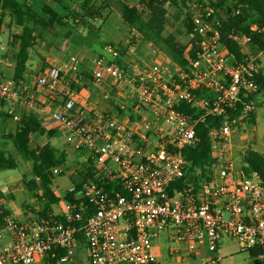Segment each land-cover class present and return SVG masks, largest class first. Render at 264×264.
Listing matches in <instances>:
<instances>
[{"label":"built area","instance_id":"2783aa9c","mask_svg":"<svg viewBox=\"0 0 264 264\" xmlns=\"http://www.w3.org/2000/svg\"><path fill=\"white\" fill-rule=\"evenodd\" d=\"M187 7L196 57L184 68L158 49L148 62L141 61L134 52L138 42L125 54L127 71L101 55L86 64L84 71L94 83L132 86L134 120L107 111L88 117L70 86L78 81L83 62L76 55L35 78L36 90L49 101L59 97L51 119L68 143L90 151L95 171L79 189H67L73 200L65 201L57 215L37 212L19 220L0 208V264L45 262L57 251L63 252V261L80 247L87 264H160L152 246L161 237L170 259L201 258L204 249L206 264L219 263L224 239L241 252L264 249V185L256 173L243 170L234 143L255 110L253 103H243L257 88V59L244 52L251 38L228 33L240 48L236 60L221 42L209 2L193 0ZM105 49L112 59L120 58L111 46ZM12 87L10 81L0 85V105L11 97ZM37 93L21 83L23 106L37 109ZM240 103L241 113L230 116L228 111ZM208 116L220 119L208 131L211 163L203 177L196 170L177 189L174 184L187 170L181 151L197 141V125ZM61 173L53 169V175ZM108 183L122 193L113 187L105 191L102 186ZM256 258L264 263V253Z\"/></svg>","mask_w":264,"mask_h":264},{"label":"rangeland","instance_id":"374dc122","mask_svg":"<svg viewBox=\"0 0 264 264\" xmlns=\"http://www.w3.org/2000/svg\"><path fill=\"white\" fill-rule=\"evenodd\" d=\"M19 1L29 4L44 20L48 19V16L42 12V7L47 5L57 14L62 22L61 24L55 23L46 30H37V32H40V36L37 38L32 50H30V57L27 62L26 81L28 86H32L35 78L41 73V66L46 70L53 68L49 63H46L47 59L50 60L52 65L56 64L58 66V63L63 62L71 52H79L86 61H89V58L99 54L107 58L110 54L105 50V47L109 45L121 54L118 60L119 64L115 60H113V63L126 71L128 68L125 64V54L135 42H138V44L135 46L134 52L141 61L148 62L154 56L153 51L155 49H158L163 55H166L157 45L142 41L135 35L136 32L122 21L119 15L116 6L117 1L137 8L140 0H91L88 7L93 4L97 10L91 16H88L85 11L81 10L80 6L85 0H59L58 3H54L52 0ZM180 1L177 7L168 4L165 5L168 23L163 32V36L173 35L180 44L185 46L186 52L192 47V41H190L191 38L188 35V28H186L185 22H187V6L193 0H184L183 4ZM229 3L230 1L226 0L223 10L228 7ZM223 10H219V12L224 14ZM73 15L76 16V19H73ZM142 18L146 19V15L142 14ZM1 21L4 24L2 46L0 48V85L12 80L13 60L16 53L15 37L21 30L17 29L13 21L8 22L6 14L1 11L0 0V23ZM187 25H189V21ZM244 52L256 57L259 69L264 68V57H262V54L256 47L249 45L244 49ZM95 84L89 82L84 83L78 93L86 97L89 95L88 98L93 99L92 102L98 108L114 112L119 111V116L129 118L130 120L138 117L132 110L133 99L131 96L133 88L131 85L120 89H112L109 87L107 89L105 83L100 82ZM11 94L12 97L10 99H5L1 103L0 115H3L1 112L2 109L8 110L12 108L20 116L23 112H26L25 107L20 103L21 84L18 87L13 86ZM104 94L107 97H104ZM35 95L38 99L39 92ZM253 105L254 111H258L260 117H258L257 121H254V124L250 120H247L245 129L240 133V137H242L239 138L238 136L234 141L236 146H240L239 149L241 150L253 148L254 150L264 152V148L260 147V138L264 135V92L255 95ZM121 106H123V109H121ZM2 117L0 116V151L6 152L14 159L17 170L14 172H0V179H2L0 192L4 194L3 186L15 191L13 197L22 203V207H24L22 208L23 212L30 215L26 203L27 199L24 185L32 178L31 163L21 160L11 141L3 138L6 132L14 129L16 122L6 119L4 115ZM46 140L56 150L57 154H61L62 152L65 156L64 165L60 166L63 169L62 175H53L51 181L52 190L62 199L65 195L64 187L71 182L70 179H78L79 177L77 176L79 173L87 172L88 169L94 170V167L92 161L88 162L84 152L72 149L64 144L62 139L58 141L44 137L39 142L44 143ZM88 179L89 177L86 178V181ZM31 205L33 204L31 203ZM35 214H31V216ZM224 240L227 241L221 242L219 245L218 255L220 261L218 264H255V261L249 257V253L241 252L235 242L229 239ZM159 241L160 253L162 254L160 256V263L162 264H206L205 260L208 257L206 253L202 258H192L186 261L170 259L166 257V244L164 239L161 237ZM33 264L49 263L36 260ZM56 264H87L86 251L80 247L68 259L59 261Z\"/></svg>","mask_w":264,"mask_h":264},{"label":"trees","instance_id":"16d2710c","mask_svg":"<svg viewBox=\"0 0 264 264\" xmlns=\"http://www.w3.org/2000/svg\"><path fill=\"white\" fill-rule=\"evenodd\" d=\"M58 3L59 0H52ZM91 0H85L81 4V10L85 11L88 16L97 12L96 7L91 4ZM180 0H140L138 7H131L123 2H116V6L122 21L130 28L135 30L137 36L146 43L157 45L166 54L170 61L177 66L184 68L187 60H194L196 57V48L192 47L185 52V46L180 44L173 35L163 36V32L168 23L167 11L165 5L177 7ZM201 2L202 0H195ZM215 12L219 22L221 42L227 51L234 56L236 60L241 58L239 46L228 39L230 31L240 32L250 36L252 46L264 57V0H229L228 7L223 10L226 0H207ZM182 4L184 0L180 1ZM88 7V8H87ZM1 9L7 11L14 23L21 29L15 37L18 43V49L14 55L12 82L14 87H18L23 81V75L26 71V62L28 60L29 50L36 44L40 32L37 30H46L55 23L61 24V19L47 5L42 7V12L48 16V19H42L39 14L29 5L21 3L19 0H1ZM219 10H223L224 14ZM238 11V13H236ZM146 15V19L142 18ZM76 16L73 15V19ZM187 22L189 15L187 13ZM185 22L189 31V25ZM192 41V40H190ZM193 43V41H192ZM41 68L40 72H45ZM257 84L256 90L243 100L253 103L255 95L264 92V68L258 69L255 75ZM73 86V85H71ZM72 88V87H71ZM243 103L237 104L235 109H230V116H238L243 108ZM180 110L191 113L186 106H181ZM2 115V114H1ZM4 115V114H3ZM6 119L12 116L4 115ZM219 118L206 117L203 122L197 125V141L182 149V155L187 163L185 177L174 184L173 187L180 189L183 182L190 179L194 171L199 170L200 176L205 175V167L211 163L210 159V140L208 131L211 127L219 124ZM250 122L253 124V114ZM51 136V132L46 131L40 124L37 116L32 112H23L16 121L12 132L4 136L10 140L20 158L25 162L31 163V173L33 178L26 183L28 191L31 193L36 203L41 205L40 215L53 214L52 206L56 205L61 199L55 195L51 189L53 169L64 165L65 156L57 154L49 145L30 146L31 136ZM264 144V137H262ZM91 162V161H88ZM243 170L245 172H254L260 178L264 185V154L252 149H246L242 155ZM15 164L10 156L5 157L0 154V171L14 170ZM79 173L78 179H70L76 189H79L85 182L86 178L92 179L93 170ZM107 192L113 187L114 192L122 193L119 186H113L110 183L102 186ZM40 190V195L36 191ZM171 190V189H170ZM64 201H72V195L66 193ZM4 213H6L3 210ZM57 218V216H56ZM249 257L254 258L264 253V249L256 247L250 250ZM63 256L62 251H57L55 258L45 260V263L56 264Z\"/></svg>","mask_w":264,"mask_h":264},{"label":"crops","instance_id":"0c3cea01","mask_svg":"<svg viewBox=\"0 0 264 264\" xmlns=\"http://www.w3.org/2000/svg\"><path fill=\"white\" fill-rule=\"evenodd\" d=\"M132 7V6H131ZM1 11L4 13V14H6V16H7V18H8V22L10 21V22H12L13 20H12V18L10 17V15L8 14V12L7 11H3L2 9H1ZM4 20V19H3ZM2 20V21H3ZM1 21V23H0V35H1V40H2V31H3V24H4V22H2ZM14 22V21H13ZM15 26L17 27V29H20L16 24H15ZM21 31V30H20ZM149 44H151V43H149ZM33 48V47H32ZM32 48L30 49V50H32ZM17 49H18V43L16 42V51H17ZM30 50H29V54H28V60H29V57H30ZM106 50V49H105ZM107 51V50H106ZM109 54V53H108ZM72 55H76V56H78L80 59H83V62L81 63V66H80V74H79V79H78V81L75 83V82H73V83H71L70 84V86L71 85H73V86H71L74 90H75V92H76V95H77V100H78V102L84 107V109L86 110V113L88 114V117H91V118H94L95 117V115H96V113H98V112H101V111H107V112H110V113H112V114H114V115H116V116H118V117H123V116H119V111L118 112H114V111H109V110H104V109H101V108H98V107H96L95 106V104L92 102V100L93 99H89L88 98V96L89 95H87V97L86 96H84L83 94H81V93H78L79 92V90H80V88L83 86V84L84 83H87V82H89V83H92V84H94V85H96L92 80H91V77H90V75H88L87 74V72L86 71H84V69H86L85 67L87 66L86 64L87 63H89V61L87 60L86 61V59H84V57L79 53V52H71L67 57H66V59L63 61V62H61L60 64L58 63V66H56V64L55 65H52V63L50 62V60L49 59H47L46 61V63H49L52 67H56V68H61L64 64H66V62H67V60H68V58L70 57V56H72ZM99 55H101V54H99ZM107 59H109V60H111L112 62H113V60H115L116 61V63L117 64H119V62H118V60L119 59H112L111 58V56H109V57H107ZM28 60H27V62H28ZM89 60H91V58H89ZM49 61V62H48ZM27 62H26V71H27ZM50 66V67H51ZM41 68H42V66L40 67V70H41ZM26 71H25V73H24V75H23V81L21 82V83H23L26 87H27V89L28 90H30V91H37V92H39V96H38V100H39V106H38V109H27L25 106V110H26V112H32L33 114H35L36 116H37V118H38V120H39V122H40V124L42 125V127L46 130V131H48V132H51V136L50 137H47V136H39V135H37V134H34V135H32L31 136V139H30V146L32 147V146H34V145H38V146H44V145H49L50 146V144L47 142V140H46V142H44V143H40L39 142V140L41 139V138H49L50 140H51V138L52 139H54V140H60V139H62L63 140V143L64 144H66L67 146H69V147H71L72 149H74V150H76V151H79V152H84L85 154H86V156H87V159H88V161H92V165H93V167H94V160H93V158L91 157V154H90V151L87 149V148H84V147H75L73 144H70V143H68L67 141H66V139H65V137H64V132H63V130L59 127V126H57V124L51 119V114H52V112H54L55 110H57L58 108H59V106H60V100H59V97L58 98H56L55 100H53V101H49V99H48V97H47V95H45V93L44 92H42V91H40V90H36V88H35V86H34V82H33V85L32 86H28V83H27V81H26V79H27V75H26ZM12 72H13V70H12ZM10 82H12V80H9ZM102 83H105V85H106V87H107V89H109V88H112V89H120V88H124V87H126V86H122V87H116L115 85H113L111 82H109V81H104V82H102ZM109 87V88H108ZM106 89V90H107ZM105 90V91H106ZM104 91V92H105ZM91 96V95H90ZM11 97H12V95H11ZM10 97V98H11ZM104 97H107V95L106 94H104ZM10 98H8V99H10ZM7 100V99H6ZM20 103H21V100H20ZM22 104V103H21ZM123 106H121V108H122ZM4 115H9V116H12V115H10V114H8V112H12V114L13 115H15L16 116V119H14L13 118V116H12V118L10 119V120H14L15 122L19 119V117L20 116H18V114L16 113V112H14V110L12 109V108H10V109H8V110H5V109H2V111H1ZM1 117L3 116V115H0ZM258 117H260V114L258 115V111H254V115H253V124H254V121H257L258 120ZM3 118V117H2ZM10 132H12V130L10 131ZM10 132H6L4 135H3V138L4 139H6L4 136H6L8 133H10ZM241 133V132H240ZM240 133L239 134H237L236 135V137H238L239 136V138H241L240 137ZM235 137V138H236ZM262 137H264V135H262L261 136V138H260V147H262V148H264V144H262ZM8 140V139H7ZM10 141V140H9ZM12 143V142H11ZM234 143H235V141H234ZM13 145V144H12ZM51 147V146H50ZM53 148V147H52ZM238 148V149H237ZM240 148V146H236V143H235V152H236V154L238 155V158H240V160H238V161H240L242 164H243V162H242V160H241V154H243L244 153V151L245 150H241V149H239ZM247 149V148H246ZM249 149H252V150H254L253 148H249ZM56 151V150H55ZM239 151V152H238ZM254 151H257V150H254ZM257 152H259V153H261V154H264V152H260V151H257ZM0 154H3V156H5V157H8V156H10L9 154H7L6 152H3V151H0ZM61 154H63L62 152H61ZM64 155V154H63ZM19 156V155H18ZM11 157V156H10ZM20 157V156H19ZM12 158V157H11ZM21 159V158H20ZM12 160H13V162H14V159L12 158ZM22 160V159H21ZM14 164H15V162H14ZM241 164V165H242ZM56 168H60L61 170H62V173H63V169L61 168V167H56ZM17 170V166H16V164H15V169L14 170H4V171H8V172H14V171H16ZM3 171V170H2ZM2 171H0V172H2ZM94 171H95V168H94V170H93V173H94ZM62 173L61 174H59V175H62ZM54 176H58V175H54ZM3 178V177H2ZM32 178H33V176H32ZM31 178V179H32ZM30 179V180H31ZM1 180L2 179H0V185L2 186V184H1ZM28 182V181H27ZM26 182V183H27ZM71 185H73V183H68L67 185H66V187H64V191H65V194L67 193V189L71 186ZM25 186V194H26V199H27V201H26V203H27V205H28V211H29V214L30 215H28V214H25V212H23V209L22 208H24V207H22V203L21 202H18L17 200H15V198L13 197L14 196V192L15 191H13V190H10V188H8V187H5V186H3L4 187V194L3 193H1L0 192V208L1 209H3L5 212H6V214H8V215H11V216H13V217H15L16 219H19V220H24V219H26V218H28V217H30L31 216V214H34V213H37V212H39L40 210H38V209H41V205L40 204H38V203H36V200L33 198V196L31 195V193L28 191V189H27V187H26V184L24 185ZM52 189V188H51ZM53 191V190H52ZM40 193H41V191L40 190H38V191H36V194H38V195H40ZM53 193L55 194V195H57L58 197H60L58 194H56L55 193V191H53ZM12 199V200H11ZM65 201L63 200V199H61L56 205H53L52 206V213L54 214V215H57V214H59V213H61V209H62V205H63V203H64ZM31 203L33 204V205H31ZM21 209H22V211H21ZM163 238V237H162ZM164 239V238H163ZM225 241H227V240H223L222 242H225ZM160 241L158 240V241H155L154 243H153V246H152V254H153V256L160 262V256L162 255L161 253H160V243H159ZM219 249V248H218ZM165 253H166V248H165ZM206 253V251L203 249L202 250V255H201V258H202V256L204 255ZM207 254V253H206ZM166 257H168L167 256V254H166ZM192 258H197V257H192ZM192 258H187V259H173V260H179V261H186V260H189V259H192ZM254 261H255V264H261L258 260H257V258L256 257H254V258H252ZM160 264H162V263H160ZM262 264H264V263H262Z\"/></svg>","mask_w":264,"mask_h":264}]
</instances>
